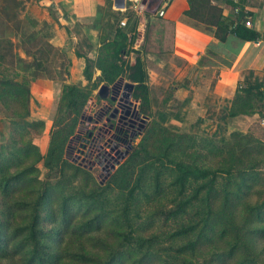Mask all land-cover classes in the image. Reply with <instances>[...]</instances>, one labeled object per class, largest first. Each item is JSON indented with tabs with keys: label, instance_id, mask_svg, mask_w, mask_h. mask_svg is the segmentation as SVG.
I'll use <instances>...</instances> for the list:
<instances>
[{
	"label": "trees",
	"instance_id": "trees-1",
	"mask_svg": "<svg viewBox=\"0 0 264 264\" xmlns=\"http://www.w3.org/2000/svg\"><path fill=\"white\" fill-rule=\"evenodd\" d=\"M210 2L190 0L185 16L196 26L216 27L221 41L229 34L259 39L257 32L223 19ZM127 16L128 26L103 39L95 59L85 58L89 85L63 84L44 154L36 141L45 122L30 120V83L47 70L43 60H35L31 78L0 68V105L10 121L0 144V264H264V140L240 131L217 139L169 128L164 110L170 95L154 114L142 50L133 51L129 37L140 20ZM154 16L146 13L147 19ZM31 36L51 48L38 31ZM43 50L49 51L37 52ZM24 53L35 55L28 48ZM96 70L101 75L94 81ZM125 80L135 86L139 113L152 121L101 185L68 151L94 91ZM255 114L264 118V83L247 80L229 117ZM121 131L114 135L123 144ZM144 208L177 228L150 230L140 223Z\"/></svg>",
	"mask_w": 264,
	"mask_h": 264
},
{
	"label": "crops",
	"instance_id": "crops-1",
	"mask_svg": "<svg viewBox=\"0 0 264 264\" xmlns=\"http://www.w3.org/2000/svg\"><path fill=\"white\" fill-rule=\"evenodd\" d=\"M17 2L26 7L25 13L34 21V28L39 33H47L52 42L58 39L57 46L61 47L60 31L61 37H68L74 46L69 67L73 83L76 75L81 73L83 76L85 58L95 59L102 40L114 38L119 27L128 26L127 14H134L140 23L135 35L134 32L129 33L131 41H135L131 49L142 50L155 114L170 95L164 113L168 117L166 124L170 123L169 126L175 130L179 129L174 125L178 121L184 123L190 114L204 115L207 117L205 120L217 117L216 130H219L221 123L226 125L228 122L238 89L247 80L264 83V0L210 2L223 19L257 32L259 39L251 41L241 40L232 34L221 41L216 27L196 26L185 16L191 8L190 0H173L165 17L151 13L155 16L150 19L146 17L147 11L143 14L135 12L127 1V11L117 7L115 0ZM247 20L252 24L250 27L245 24ZM122 21L126 26H121ZM134 61L132 53L131 62ZM257 117L262 123L264 118L259 114L236 119Z\"/></svg>",
	"mask_w": 264,
	"mask_h": 264
},
{
	"label": "rangeland",
	"instance_id": "rangeland-1",
	"mask_svg": "<svg viewBox=\"0 0 264 264\" xmlns=\"http://www.w3.org/2000/svg\"><path fill=\"white\" fill-rule=\"evenodd\" d=\"M25 8L26 7L22 3L20 4L17 2V0H0V68H10L12 71H14L13 69L20 70L22 71V76L31 78L30 76L33 75L35 68L38 66L35 60H43L47 70L41 72L38 79L30 83L32 90L30 120H43L45 122V130L42 135L38 136L36 141L44 154L48 147L49 132L56 116L63 84L68 83V81H70L69 84L83 86L89 84L84 74L82 76L81 73L74 78V81H76L75 83L70 80V75L67 77V73H70V62L74 47L71 45L68 37H61L62 31H60L59 44L61 47H59L57 46L58 39L52 42L47 33H40L42 39L49 43V47L51 48H47L46 46L48 45L46 44L37 43L38 38L34 40V37L31 36L37 31L34 28L35 23L25 13ZM29 38L31 42H29ZM22 41L26 44L23 45ZM24 48L34 51L35 55L27 56L24 53ZM40 48H46V50L49 51L43 50L42 53L40 51L37 52ZM130 57V59H125L131 60L132 55H130ZM20 58L23 59V61H21ZM30 63H33V66ZM29 65L32 66L30 70L28 69ZM98 76H100V74L95 71L94 81ZM124 82L128 83L127 80ZM98 92L99 89L94 91L92 99L84 111L80 128L70 143L68 157L72 162L90 169L95 179L101 185H105L111 175L126 159L125 153L133 149H131V146L137 147L141 142L144 129L152 121V118H149L150 121L146 127L143 128L139 126V128L142 127L141 130L138 129L136 132V134L139 135L133 138L128 145H123L122 150L125 152L123 155L117 157L116 160L117 155L114 150H116V146L119 143V141H116L114 135L116 133V126L121 124L119 127L124 128L125 126L123 125L127 120L118 124L120 122V117L114 118L113 115L114 112L117 111L119 116H121L123 109L113 105L112 102L120 103L122 99L118 94L111 92L107 100H102ZM111 97H115L116 100L113 101ZM129 105L136 111V104H130L129 102ZM173 107L177 109L176 105ZM156 115L154 118L158 119ZM6 117L7 113L0 105V144L6 142L10 130V121L7 120ZM229 118H227L228 122L226 125L223 123L220 124L219 130H216L218 124L217 117L215 119L205 120L207 119L206 116L195 114H190L184 123L178 121L182 125L177 123L174 126L178 127L179 130L170 127V123H168L167 126L175 132L188 133L196 135L197 137H215L217 139H221V137L229 138L231 133L240 131L253 134L257 138L264 140V125L259 122L260 119H258V117L256 119ZM139 122L142 124L141 121ZM114 124L115 126L113 128ZM125 128L127 129L128 127L126 126ZM39 167L42 169L44 175L45 170L42 164ZM142 211L144 214H141L142 220H140V223L146 225L147 228L152 226L150 230L168 232L174 231L177 228V224L173 221L165 224L164 219L160 216H156L152 209L144 208Z\"/></svg>",
	"mask_w": 264,
	"mask_h": 264
},
{
	"label": "flooded vegetation",
	"instance_id": "flooded-vegetation-1",
	"mask_svg": "<svg viewBox=\"0 0 264 264\" xmlns=\"http://www.w3.org/2000/svg\"><path fill=\"white\" fill-rule=\"evenodd\" d=\"M128 92L129 91L125 89L124 85L119 84L116 88V94L121 96L122 100L120 103L112 102L113 105H116L119 108L123 109L121 116H119V114L116 111L114 112L115 117H117V118L120 117V122L118 124L127 120L123 126L128 127L127 129L125 127L121 128V127H119V126H121V124L116 126V130L118 128L122 129L121 133H123L125 131L123 144L118 143L116 146V150H114L115 154L117 155L116 160H117V157H119L120 155H123L125 152L122 150L123 145H128L130 143V141H132L133 138H135L136 136L139 135V134L138 135L136 134L137 130L138 129L141 130V128H142V127L139 128V126H141V124L139 122L140 121L139 115L136 113L135 109L129 105V101H128V98L126 96ZM128 122H131V123H128ZM114 126H115V124L113 125V128H114Z\"/></svg>",
	"mask_w": 264,
	"mask_h": 264
},
{
	"label": "water",
	"instance_id": "water-1",
	"mask_svg": "<svg viewBox=\"0 0 264 264\" xmlns=\"http://www.w3.org/2000/svg\"><path fill=\"white\" fill-rule=\"evenodd\" d=\"M117 7H124L125 6V2L126 0H115ZM162 0H151L148 7H147V12L148 13H152V14H156L157 11L159 10L160 6H161ZM124 83V84H123ZM119 84L124 85L125 89L128 90L129 92L127 93V98L128 101L130 102V104H136V113L139 115L140 121L142 122L141 126L144 128L146 127V125L149 123L150 119L147 116H143L139 113V107H138V103L135 101H132V93L134 91V84L131 83H125L124 81H121ZM119 84H116L112 87L108 86V85H102L99 88V92L98 95L102 100H107L109 98V95L112 93H116V88ZM125 95V94H124ZM111 99L113 101L116 100L115 97H111ZM117 112V111H116ZM113 117H115V115H113ZM133 148V146H131V149ZM129 154V152L127 151L125 153V156H127Z\"/></svg>",
	"mask_w": 264,
	"mask_h": 264
},
{
	"label": "built area",
	"instance_id": "built-area-1",
	"mask_svg": "<svg viewBox=\"0 0 264 264\" xmlns=\"http://www.w3.org/2000/svg\"><path fill=\"white\" fill-rule=\"evenodd\" d=\"M127 3L131 4V9L134 10L135 12L139 13V14H143L144 12L147 11V7L150 3L151 0H126ZM173 0H162L161 6L159 8V10L157 11L156 15L160 18L165 17L166 12L168 7L172 4ZM120 8V7H119ZM122 11H127L128 10V6L121 7L120 8ZM237 12H239V10H237ZM247 26H251V22L250 21H246L245 23ZM121 26H126V22L122 21L121 22ZM262 124L264 125V120L262 121Z\"/></svg>",
	"mask_w": 264,
	"mask_h": 264
}]
</instances>
